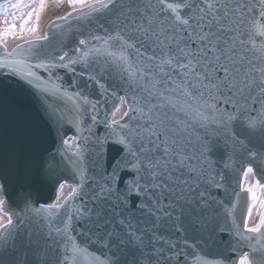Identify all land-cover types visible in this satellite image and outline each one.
I'll list each match as a JSON object with an SVG mask.
<instances>
[{"label": "snow or ice", "instance_id": "snow-or-ice-1", "mask_svg": "<svg viewBox=\"0 0 264 264\" xmlns=\"http://www.w3.org/2000/svg\"><path fill=\"white\" fill-rule=\"evenodd\" d=\"M66 7L49 35L0 57V78L38 95L57 141L45 148L0 93V264H264V212L250 227L247 204L237 223L240 193L220 195L231 170L264 173V0ZM34 14L0 0V49L37 32ZM73 20L71 45L48 43ZM62 164L72 193L39 203L38 183L68 182Z\"/></svg>", "mask_w": 264, "mask_h": 264}, {"label": "water", "instance_id": "water-1", "mask_svg": "<svg viewBox=\"0 0 264 264\" xmlns=\"http://www.w3.org/2000/svg\"><path fill=\"white\" fill-rule=\"evenodd\" d=\"M49 21L46 25V35H49V25L53 20ZM78 26V22L73 21H59L57 26L52 29L51 37L49 40V44L52 46L59 47L61 44L71 45L73 41V37L78 35L76 28ZM27 41H34L36 39H30ZM26 41H23L19 44H22ZM18 45V44H17ZM16 45V46H17ZM15 46V47H16ZM13 47V49L15 48ZM12 49V50H13ZM8 51L10 49H7ZM11 50V51H12ZM5 49H0V57L4 55ZM65 83H67L69 77L65 76ZM0 93L5 94L9 97L19 108H21L25 114L28 116L31 123L34 125L39 137L41 138L42 144L45 148H53L56 144V136L53 131L49 129L48 123L43 115L41 103L38 98V95L30 89L27 85L21 83L19 80L15 78H0ZM101 132L103 129L100 130ZM71 134V133H69ZM252 177L257 182V179L264 184V173H258L257 175L251 174ZM60 176L65 178L68 182L65 185H70L71 191L65 195L68 197L75 186L74 177L72 172L71 164H62ZM243 179L241 177V172L239 169H233L228 174V189L227 192L221 193V198L225 200L234 199L233 192H239V200L237 202V210L235 212L236 222L240 223L241 216L243 213V209L247 204H252L251 193H244L242 189ZM58 188L56 185L48 182L38 183L35 187V198L39 203H49L55 202L57 198ZM64 197V198H65ZM63 198V199H64ZM62 199V200H63ZM255 243V241H254Z\"/></svg>", "mask_w": 264, "mask_h": 264}, {"label": "bare ground", "instance_id": "bare-ground-1", "mask_svg": "<svg viewBox=\"0 0 264 264\" xmlns=\"http://www.w3.org/2000/svg\"><path fill=\"white\" fill-rule=\"evenodd\" d=\"M38 0H26V2H30V3H35L37 2ZM47 6L46 4L43 5V7H40L39 11H37V14L35 13L36 15V21H35V27L37 29V32L36 33H31L30 31L28 30H25L22 34V39L20 37H16V38H13V37H8L7 38V48L6 49H11L15 44L21 42V41H24V40H27V39H33V38H36L37 36H44L45 35V24L47 22L46 20V14H45V9ZM63 14V13H62ZM38 16V17H37ZM124 107L122 106L120 108V111L115 115V117H120V115L123 113L124 111ZM243 185L245 187H254V184L253 182L251 181L250 179V176H248V178H245L244 182H243ZM69 187L66 188V192L69 191ZM256 194V197H257V201L254 202V205H260L259 204V201H264V194L261 190H257L255 192ZM250 222V220H248V223Z\"/></svg>", "mask_w": 264, "mask_h": 264}, {"label": "rangeland", "instance_id": "rangeland-1", "mask_svg": "<svg viewBox=\"0 0 264 264\" xmlns=\"http://www.w3.org/2000/svg\"><path fill=\"white\" fill-rule=\"evenodd\" d=\"M41 3L44 5H48L46 7L47 10H46V20L48 18H51V17H55L63 12H65L67 10V7H66V0H38L37 2L33 3L34 6H35V13L37 14V11H39L40 7H41ZM38 17V16H37ZM36 15L34 14L33 17H32V22L30 25H28V28H34L35 27V21H36ZM27 30V28H26ZM64 193V190H62L61 192V196L63 195ZM260 212V206H253L252 208V214H251V218H250V223L253 224L257 221V218H258V214Z\"/></svg>", "mask_w": 264, "mask_h": 264}]
</instances>
